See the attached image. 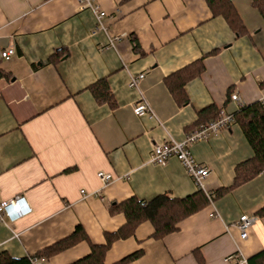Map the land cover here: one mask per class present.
Instances as JSON below:
<instances>
[{"label": "crops", "instance_id": "0c3cea01", "mask_svg": "<svg viewBox=\"0 0 264 264\" xmlns=\"http://www.w3.org/2000/svg\"><path fill=\"white\" fill-rule=\"evenodd\" d=\"M106 12L107 32L96 29L77 0H0V199L22 196L23 216L0 221V252L27 257L80 226L88 240L41 257L69 264L106 243L124 222L109 204L131 196L183 197L197 190L180 162L149 161L152 143L183 140L197 112L214 105L227 113L260 100L264 107V21L251 0H230L245 32L237 35L213 16L205 0H95ZM109 36L114 39L110 45ZM135 37L140 50L133 48ZM14 49L8 59L1 51ZM201 60L188 80V104L178 105L165 79ZM143 73L136 86L131 75ZM105 78L116 106L98 103L88 87ZM144 100L150 113L136 115ZM194 159L209 169V191L232 183L234 167L252 156L239 124L193 142ZM109 173L103 184L98 172ZM264 171L181 220L161 239L142 222L132 236L113 241L112 264L140 250L125 264H233L264 250ZM255 215L247 237L230 225ZM228 226V229H227Z\"/></svg>", "mask_w": 264, "mask_h": 264}, {"label": "trees", "instance_id": "16d2710c", "mask_svg": "<svg viewBox=\"0 0 264 264\" xmlns=\"http://www.w3.org/2000/svg\"><path fill=\"white\" fill-rule=\"evenodd\" d=\"M213 16H222L229 27L240 35L245 28L230 0H205ZM251 4L257 9L264 21V0H251ZM133 48L140 50L135 37H132ZM203 70L201 60L185 66L172 77L165 79V84L177 104H188V98L184 92L185 83L199 75ZM6 73L0 68V77ZM264 83V82H263ZM92 96L98 103H107L114 108L116 102L105 78L98 79L88 87ZM229 99V98H228ZM233 121L237 122L245 139L252 149V156L239 162L234 167L232 183L227 187L218 188L213 192L212 200L222 196L231 189L249 181L260 172L264 171V107L260 100L241 106L231 112ZM219 116V109L214 105L207 106L197 112V120L190 126L193 129L200 124H206ZM210 201L200 189L183 197H171L167 194H158L150 200L139 199L135 196L128 197L119 202L109 204L111 214L122 213L125 222L114 232L106 234V243L90 244V252L74 260L69 264H105V254L111 243L117 239H125L132 236L135 229L142 222H149L152 226L151 237L161 239L165 235L175 231L181 220L203 209ZM257 214L264 215V206ZM88 240L84 230L77 226L75 230L65 238L56 241L50 246L27 257L15 258L7 252H0V264H31L32 258H48L58 253L79 240ZM141 254L136 250L112 264H125ZM248 264H264V250L247 258Z\"/></svg>", "mask_w": 264, "mask_h": 264}, {"label": "built area", "instance_id": "2783aa9c", "mask_svg": "<svg viewBox=\"0 0 264 264\" xmlns=\"http://www.w3.org/2000/svg\"><path fill=\"white\" fill-rule=\"evenodd\" d=\"M77 3L80 9H89L93 13L96 21V29L107 32V27L104 23V18L107 14L95 0H77ZM108 38V43L110 45L113 44L114 39H117V37L112 38L111 36ZM12 54H14L13 48L1 51V57L5 59H8ZM143 76V73L131 75L129 78V86H136L138 81L142 79ZM229 100L233 101L239 108L244 105L243 101L235 92L229 95ZM132 109L136 115L150 113L148 104L142 99L138 100L133 105ZM231 121H233L231 113L219 110V116L216 119L188 130L181 141L167 137V139L162 142L152 143L149 149L148 159L154 164H164L169 158H176L183 166L186 173L192 178L197 189L202 190L210 201V204H212L213 192L205 189L204 187V180L209 174V169L194 159L190 151V145L195 141L202 140L210 135L216 134L221 128H226ZM97 175L103 184L111 178L109 173H104L102 171H99ZM21 200H23L22 196L0 199V221L3 220L4 215H8L10 218L16 219L26 214V211L21 208ZM255 219V215L242 214L235 223L230 225H234L239 230L240 237L244 239L247 237L248 231ZM227 259L233 264H248L247 258L240 251L235 252ZM31 264L44 263L38 258H32Z\"/></svg>", "mask_w": 264, "mask_h": 264}]
</instances>
